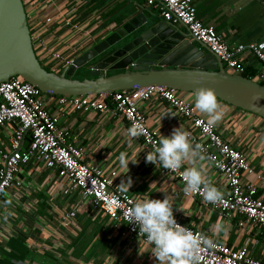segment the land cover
Listing matches in <instances>:
<instances>
[{
    "label": "crops",
    "instance_id": "0c3cea01",
    "mask_svg": "<svg viewBox=\"0 0 264 264\" xmlns=\"http://www.w3.org/2000/svg\"><path fill=\"white\" fill-rule=\"evenodd\" d=\"M21 1L36 57L57 74L129 16L138 12L148 18L154 14L160 16L158 8L146 5L143 0ZM192 4L200 22L211 25L227 45L264 43V0H192ZM241 62L247 72H257L259 63L251 54L244 53ZM86 71L87 65L75 68L73 74L77 73L78 77H72L80 79ZM179 94L191 102L199 116L207 119L195 108L194 93L179 91ZM218 102L225 114L212 127L255 170L264 173V118ZM137 106L159 139L161 135L169 136L177 127L191 131L187 120L155 96L137 101ZM49 108L57 111L54 99ZM57 127L67 132L68 142L81 148L84 162L100 166L104 171L115 170L116 185L131 177L132 185L127 192L137 200L145 197L162 200L166 196L182 225L197 228L232 248L245 247L251 256L264 260V229L251 225L238 227L239 215L227 218L195 198L183 197L175 178L160 174L158 166L145 162L148 151L140 141L129 142L126 123L119 115L108 110L82 112L63 108L59 111ZM9 131L10 127H0V150L8 145ZM121 152L138 160L137 164L129 162L127 173L119 164ZM189 166L185 163L181 167ZM200 166L205 178L223 193L221 177L206 160ZM61 184L54 169L37 164L20 166L0 201V264H156L149 245L122 239L121 225L115 227L106 215L90 210L85 204L69 221H61L59 212L74 208L79 202L77 192L62 194ZM217 222L223 228L214 233ZM88 231L95 234L83 248L72 243ZM103 239H113L107 251ZM77 249L81 251L76 252Z\"/></svg>",
    "mask_w": 264,
    "mask_h": 264
},
{
    "label": "built area",
    "instance_id": "2783aa9c",
    "mask_svg": "<svg viewBox=\"0 0 264 264\" xmlns=\"http://www.w3.org/2000/svg\"><path fill=\"white\" fill-rule=\"evenodd\" d=\"M159 9V15L165 21L183 25L197 40L205 45L221 63L223 69L240 74L244 66L241 58L244 53L251 54L259 63L257 72L251 78L264 82V43L251 42L229 46L213 27L202 24L195 16L192 0H143ZM31 42L32 37L30 36ZM106 96H109L108 105ZM155 96L162 100L183 119L187 120L193 144L203 147V154L211 168L221 177L224 185L223 201L207 203L197 192H184L180 167L170 171L158 166V172L175 178L181 185L183 197L195 198L208 209L230 218L241 217L238 227L258 226L264 229V173L254 169L245 156L235 147L225 142L207 119L199 116L191 102L181 98L179 91L156 85L133 87L107 93L80 95H53L41 92L38 88L17 77L0 82V127H10L8 145L0 150V201L2 194L11 187L17 171L22 165L37 164L57 171L61 179L62 194L77 192L79 202L74 208L59 212L60 220L69 221L85 204L90 210L100 211L115 227L122 226L119 235L122 239L147 244L154 247L139 232L126 215L133 203L139 201L128 192H122L115 184L116 172L104 171L100 166L88 164L82 160L80 147L66 140L67 132L57 127L59 111H110L119 115L126 123L127 130L134 121L140 122L144 134L138 140L147 149L153 150L159 137L150 129L140 112L137 101ZM51 99L57 105V111L49 108ZM29 137L24 143V137ZM175 217V216H174ZM177 223L182 225L175 217ZM194 233L202 234L213 240L211 248L202 247L199 264H264V260L251 256L245 247L232 248L214 240L201 230L183 225Z\"/></svg>",
    "mask_w": 264,
    "mask_h": 264
},
{
    "label": "water",
    "instance_id": "95a60500",
    "mask_svg": "<svg viewBox=\"0 0 264 264\" xmlns=\"http://www.w3.org/2000/svg\"><path fill=\"white\" fill-rule=\"evenodd\" d=\"M178 25L156 14H133L57 74L36 57L22 1L0 0V82L17 76L53 95H92L148 85L195 94L203 86L212 89L218 101L264 118V86L225 71L203 43ZM84 65L85 75L72 78L74 69Z\"/></svg>",
    "mask_w": 264,
    "mask_h": 264
},
{
    "label": "clouds",
    "instance_id": "9594fccd",
    "mask_svg": "<svg viewBox=\"0 0 264 264\" xmlns=\"http://www.w3.org/2000/svg\"><path fill=\"white\" fill-rule=\"evenodd\" d=\"M195 108L207 117L209 126L219 123L225 114L214 91L203 86L195 91ZM143 134L144 128L140 122L134 121L127 130L129 142ZM203 151L202 145L191 142L187 131L177 127L169 136L161 135L158 144L154 145L151 152H147L145 162L170 171H175L187 163L190 166L182 173L184 192H199L207 203L222 202L223 193L205 178L204 170L200 166V162L206 159ZM118 160L121 168L126 170L124 173L129 171L130 161L133 164L138 163L137 158H129L125 152L120 153ZM131 185L132 179L128 177L127 181L122 179L117 186L120 191L127 192ZM126 215L129 223H133L140 233L146 235L149 243L154 245L151 253L156 264H199L202 247L214 246L212 239L177 223L173 205L166 196L162 200L145 197L136 201ZM222 228L223 225L217 222L213 232L218 233Z\"/></svg>",
    "mask_w": 264,
    "mask_h": 264
},
{
    "label": "trees",
    "instance_id": "16d2710c",
    "mask_svg": "<svg viewBox=\"0 0 264 264\" xmlns=\"http://www.w3.org/2000/svg\"><path fill=\"white\" fill-rule=\"evenodd\" d=\"M240 75H242L244 77H247V78H252L254 74L252 72H247L245 70V68H244L243 71L240 73ZM15 77H17V76H15ZM17 78H19V77H17ZM259 83H260V85H263L261 81ZM108 98H109V96H106V101H107L108 105H110ZM28 139H29V137L27 135H25V137H24V143H26L28 141ZM93 233H91L90 231H88L87 234H86V236L81 234L80 236H78L75 239H73L72 240V243L74 245H77L79 243L80 246H81V248H83V245H86V243H88L89 240L92 239V237L95 234V233L94 234ZM112 242H113V239H107V240L103 239V243H106L107 244L106 246H103L105 248V251H107L109 249V247L111 246ZM80 251L77 249L76 252H80Z\"/></svg>",
    "mask_w": 264,
    "mask_h": 264
},
{
    "label": "rangeland",
    "instance_id": "374dc122",
    "mask_svg": "<svg viewBox=\"0 0 264 264\" xmlns=\"http://www.w3.org/2000/svg\"><path fill=\"white\" fill-rule=\"evenodd\" d=\"M72 76H73V77H78V74L76 73V74H73ZM73 77H72V78H73ZM262 84L264 85V82H262Z\"/></svg>",
    "mask_w": 264,
    "mask_h": 264
}]
</instances>
